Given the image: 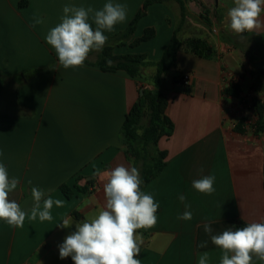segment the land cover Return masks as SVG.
<instances>
[{
	"label": "crops",
	"instance_id": "0c3cea01",
	"mask_svg": "<svg viewBox=\"0 0 264 264\" xmlns=\"http://www.w3.org/2000/svg\"><path fill=\"white\" fill-rule=\"evenodd\" d=\"M145 1L112 0L127 5V18L105 35L123 32ZM181 1L183 14L175 0L150 4L132 37L124 45L112 44L115 55L145 54L146 61L157 62L174 31L180 42L175 67L158 86L173 131L158 141L157 150L166 153L165 166L143 190L159 209L156 225L138 231L143 244L136 258L141 264H198L203 252L209 253V264H220L221 250L204 231L205 223L216 235L222 222L264 221V132L250 128L256 120L253 102L264 104V76L253 66L264 62V28L242 37L227 28L233 0ZM107 2L0 0V163L9 178L20 181L9 199L29 214L32 187L44 190L45 198L64 201L63 207L51 209V221L26 217L20 228L0 221V264L74 263L71 257L60 258L58 246L76 231V223L103 208L107 177L97 175V169L104 173L123 164L141 173L142 162L127 154L121 127L155 69L146 68L142 77L104 71L97 66V52L89 54L83 67L64 69L45 40L60 23L65 5L98 10ZM37 16L44 22L33 28ZM148 28L154 37L132 46ZM192 39L203 42L205 55L192 52ZM183 75L189 76L186 86L180 82ZM229 83L238 86V97L223 94ZM242 118L238 132L235 126ZM207 175L216 178L211 195L192 187L193 180ZM78 177L77 184L88 191L73 189L66 198L60 186H72ZM180 194L191 205V220L177 219L185 211ZM65 220L70 227L58 226ZM203 242L207 246L198 247ZM253 264L264 262L254 258Z\"/></svg>",
	"mask_w": 264,
	"mask_h": 264
},
{
	"label": "clouds",
	"instance_id": "9594fccd",
	"mask_svg": "<svg viewBox=\"0 0 264 264\" xmlns=\"http://www.w3.org/2000/svg\"><path fill=\"white\" fill-rule=\"evenodd\" d=\"M233 3L227 13V28L241 37L264 28V0H233ZM62 11L60 23L48 31L45 40L64 69L83 67L90 53L102 52L108 40L105 32L114 31L115 26L127 18V5L112 0L98 10L90 6L65 5ZM33 19V28L44 22L38 16ZM96 174L107 177L103 188L105 204L92 219L76 223V231L67 235L58 246L59 256L61 259L71 257L74 264H141L136 257L141 252L143 237L137 230L156 225L159 203L141 190L143 180L136 167L119 164L104 173L97 169ZM215 179L214 175L203 176L193 180L192 187L211 195L215 192ZM19 182L18 177L9 178L8 169L0 163V221L9 226L23 227L26 217L32 221L37 218L41 222L51 221L53 206H64V201L51 196L45 198L44 190L32 187L34 203L30 214L27 213L16 201L9 199ZM28 183L31 184V180ZM178 199L184 204L185 211L177 219L191 220V205L183 194ZM70 225L65 220L58 226L67 228ZM234 229L230 227L211 235L210 223L204 224L212 244L221 250L220 264H253V257L264 262V221ZM206 246L207 242L198 245L200 248ZM209 259V253L203 252L198 256V264H209Z\"/></svg>",
	"mask_w": 264,
	"mask_h": 264
},
{
	"label": "trees",
	"instance_id": "16d2710c",
	"mask_svg": "<svg viewBox=\"0 0 264 264\" xmlns=\"http://www.w3.org/2000/svg\"><path fill=\"white\" fill-rule=\"evenodd\" d=\"M163 0H146L142 6V9L134 16L127 28L110 38H108L103 51L99 52L97 66L104 71H117L122 70L131 77H142L146 68L153 67L155 69L152 76L149 79L145 78L146 86L141 87L142 95L131 106L126 113L124 122L121 127V136L127 147V154L131 155L136 161L141 160V178L143 184L141 190L143 191L146 185L157 177L163 170L165 163L164 158L166 153L164 151L157 150L158 141L163 136L171 135L173 131V125L164 115L166 100L161 96L158 91V86L166 76L167 72L175 67L176 52L180 47V42L177 38V32L174 31L169 45L164 50L161 58L157 62L146 61L145 54H125L115 55L113 53L112 44L119 42L118 45H124L129 40L135 30L138 20L143 16L146 8L155 2H162ZM179 6L181 14L184 12L183 3L181 0H175ZM155 32L153 29H145L142 36L135 38L131 45L135 46L141 42H145L153 38ZM203 42L198 39H192L189 41L188 46L192 52L198 56H203L207 53L208 49L202 44ZM109 61L111 62L109 64ZM87 63V61H85ZM3 90V84L0 79V94ZM223 94L232 97L239 96V88L236 84L229 83L227 87L223 89ZM256 120L250 125V128L254 133L259 134L264 132V104L259 100H256L252 104ZM144 119L147 122L143 124ZM245 119L242 118L235 126L236 131L241 132L243 130ZM79 177L76 178L75 183L72 186L62 185L60 191L66 198H70L73 193V189L78 193H86L88 190L86 187H80L77 184ZM87 185L91 186L92 182L89 181ZM76 218H79L75 214ZM248 223L242 220H231L222 222L220 227L222 233L228 228L244 227ZM139 231V230H137ZM219 233V234H220ZM255 257H253L254 259ZM74 264V263H71Z\"/></svg>",
	"mask_w": 264,
	"mask_h": 264
},
{
	"label": "water",
	"instance_id": "95a60500",
	"mask_svg": "<svg viewBox=\"0 0 264 264\" xmlns=\"http://www.w3.org/2000/svg\"><path fill=\"white\" fill-rule=\"evenodd\" d=\"M255 70L260 74L264 76V62L258 61L254 65ZM140 95H142V90H140Z\"/></svg>",
	"mask_w": 264,
	"mask_h": 264
},
{
	"label": "built area",
	"instance_id": "2783aa9c",
	"mask_svg": "<svg viewBox=\"0 0 264 264\" xmlns=\"http://www.w3.org/2000/svg\"><path fill=\"white\" fill-rule=\"evenodd\" d=\"M180 82H181V84L184 85V86L188 85V83H189V76H188V75H183V76L181 77Z\"/></svg>",
	"mask_w": 264,
	"mask_h": 264
},
{
	"label": "rangeland",
	"instance_id": "374dc122",
	"mask_svg": "<svg viewBox=\"0 0 264 264\" xmlns=\"http://www.w3.org/2000/svg\"><path fill=\"white\" fill-rule=\"evenodd\" d=\"M146 122H147V119H144L143 124H145Z\"/></svg>",
	"mask_w": 264,
	"mask_h": 264
}]
</instances>
